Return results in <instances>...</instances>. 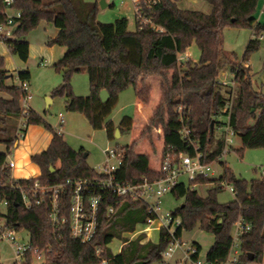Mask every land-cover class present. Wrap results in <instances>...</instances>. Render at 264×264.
Returning <instances> with one entry per match:
<instances>
[{
	"label": "trees",
	"instance_id": "obj_1",
	"mask_svg": "<svg viewBox=\"0 0 264 264\" xmlns=\"http://www.w3.org/2000/svg\"><path fill=\"white\" fill-rule=\"evenodd\" d=\"M100 1L15 0L13 8L21 11L22 16L14 36L4 42L5 46L10 55L27 63L28 33L43 21L53 24L59 36L49 39L47 45L62 47L66 52L53 67L62 75V83L52 90L51 97H63L67 111L83 114L91 128L105 130L109 140L116 138L117 130L121 136L134 129V119L130 116L124 117L117 126L108 121L118 104L119 94L132 87L138 102L147 105L152 101L153 91L149 78H159L160 97L140 139L147 137L152 141L161 129L164 154H198L205 163H219L223 169L218 179L179 183L172 190L175 199H183L172 212L173 221L180 220L175 238L180 239L184 231H192L197 226L212 233L215 241L206 253V260L223 264L233 244L232 229L242 219L251 230L242 236L238 264H263L264 177L249 182L233 174L223 162L226 132L219 131L229 126L234 136L240 138L239 155L246 149H264V94L254 88L255 76L250 66V58L261 48L264 33V25L256 18L262 0H204L211 7L209 13L184 10L179 6L180 0H144L140 8L150 23L141 28L136 23L135 32L129 30V20L125 17L101 23ZM6 12L5 2L0 0L1 20L6 19ZM231 26L254 29L241 61L236 54L226 52L223 45L224 28ZM192 44L199 49L198 62L180 60ZM227 70L234 77L237 93L220 82L221 74ZM76 73L88 75L89 96L74 95L71 79ZM16 78L29 82L30 70L11 74L0 56V94L7 97L0 96V146L6 147V151L0 150V195L9 202L8 224L29 234L32 249L23 264H41L36 259L38 254L43 255L42 264H169L163 256L172 242L169 232L162 227L158 243L146 240V233L136 234L145 228L150 214L145 205L129 198L110 196L100 204L98 228L90 243L73 240L69 228L54 229L48 203L31 210L23 207L18 186H30L35 181L43 185L79 180L95 182L105 177L88 165L84 149H72L63 134L54 130L40 114L33 109L24 114L22 101L26 93L17 87ZM102 91L110 96L107 103L101 101ZM222 117L224 122L220 121ZM19 120L23 124L19 125ZM213 121L214 131L210 126ZM31 125L49 130L53 138L46 151L31 156V162L40 168V175L14 180L7 168L8 157L19 144L20 134L25 136ZM185 128L190 131L187 139L182 134ZM138 143L139 140H134L121 147L125 161L117 175L124 183H139L144 177L160 180L163 175L151 168L150 156L136 152ZM208 183L213 186L203 198L193 185ZM222 183L231 185L236 193L234 200L225 204L218 201ZM65 190L62 203L67 214L70 189ZM110 208L114 209L112 213ZM133 234L136 235L131 237ZM114 239L123 243L116 254L110 250ZM193 246L197 248V255L200 254L201 245L195 242ZM250 256L254 257L253 261Z\"/></svg>",
	"mask_w": 264,
	"mask_h": 264
},
{
	"label": "rangeland",
	"instance_id": "obj_2",
	"mask_svg": "<svg viewBox=\"0 0 264 264\" xmlns=\"http://www.w3.org/2000/svg\"><path fill=\"white\" fill-rule=\"evenodd\" d=\"M87 2H96L97 0H86ZM110 5L106 9H101L98 13V19L101 23L107 24L112 23L116 20L123 19V17L129 20V30L136 31V15H135V4L132 0H106ZM112 5V6H111ZM192 10H197L202 13H209L211 7L204 2V0H193L191 6ZM257 20L264 25V0L260 2L259 7L256 11ZM47 22L43 21V24L38 28L32 30L28 33L27 39L36 42L41 47L42 34L50 33V24H47L46 31L42 29ZM44 33H43V32ZM254 29L245 28L241 26L236 27H225L224 28V47L226 52L236 54L239 61L242 60L245 50L248 46V42L253 38ZM45 36V35H43ZM261 48L259 51L253 53L250 58V66L252 74L254 77V88L264 94V33L261 38ZM57 52L65 50L62 47L54 46ZM38 49V48H37ZM185 55H190L193 62H198L200 57V52L195 44H192ZM16 61L18 63L19 69L13 71L14 65L10 62ZM6 70L12 73H18L23 70H30L31 79L29 94L31 96V107L35 110L37 114H40L44 120L54 129L58 130L61 126V119L64 118L62 122V136L64 141L75 151L84 149V153L88 154L86 161L88 165L97 171L103 170V163L105 162L103 151L110 147H125L134 140H139L136 152L147 153L151 159V166L154 169H158L159 165V153L162 149V132H158L153 136L152 141H149L147 137H142L140 139L145 126L150 120L152 109L151 104L154 103L159 97V78H149L148 83L152 84L154 87L152 93V101L149 104L142 105L140 112L137 107V96L135 95L134 89L129 87L125 91L119 94V101L113 113L108 118V121H113L117 126L124 117L130 116L134 119V126L132 131L123 132L119 138L114 140H109L105 130H93L87 120V118L81 113H74L67 111L65 99L63 97H55L54 103L49 104L47 97H51V92L54 88L58 87L62 83V75L59 74L52 66L40 65V59L38 57L29 56L27 63L19 62V59L15 56H11L5 62ZM72 87L75 96L86 97L90 95V81L88 80V75L86 73H76L72 76ZM220 82L228 84L233 88L234 93H237L238 87L234 85V77L232 76L230 70L222 73L220 76ZM16 85L18 84L15 82ZM227 88V89H229ZM150 113V116H148ZM221 122L225 121V118L220 119ZM23 124V122L21 123ZM254 121H250L249 125H253ZM223 126L220 133L225 131ZM162 131V130H161ZM219 132V131H218ZM25 137V136H24ZM232 144L227 148V153L223 156V162L225 161L228 167L231 169L233 174L238 178L245 179L247 181H252L260 179L262 173L261 168H264V149H246L242 155L237 153V150L242 147V141L240 138L235 136H230ZM24 138L20 139L19 143H23ZM21 145V144H20ZM15 146L11 154L8 157V162L16 163V168L11 171L13 178L18 179L20 177H26L28 179L34 178L38 175V168L33 162L28 159H17L18 153L22 149L21 146ZM2 150L6 147L0 146ZM214 173L215 176L212 179H218L222 175V166L219 163H214ZM15 176H17L15 178ZM19 180V179H18ZM188 183V182H186ZM213 186L212 183L206 185H197L194 187L198 191L199 195L203 198L207 196L208 189ZM234 200V195L229 190V188L224 187L223 191L218 195V201L220 204H225ZM183 203V199H175L172 194H167L163 197L161 203V210L159 212V217H164L168 213L175 212L177 208ZM161 227L160 221L156 220L152 223L149 233L146 235V240H152L153 242H159V231L158 228ZM232 235H235V228L232 229ZM19 237L22 243H27L29 241V234L26 231H19ZM181 241L185 244L184 249L193 243H198L201 245V258L206 259V253L213 245L215 238L212 233H207L200 229L199 226L194 228L192 231H184L181 236ZM122 242L114 239L113 243L110 245V250L113 253H118L121 249ZM183 257L181 250L178 249L174 252L171 257L166 258L169 264H175L176 260ZM0 264H21L19 263L10 244L0 241ZM152 264H159L153 262ZM264 264V257H263Z\"/></svg>",
	"mask_w": 264,
	"mask_h": 264
},
{
	"label": "built area",
	"instance_id": "obj_3",
	"mask_svg": "<svg viewBox=\"0 0 264 264\" xmlns=\"http://www.w3.org/2000/svg\"><path fill=\"white\" fill-rule=\"evenodd\" d=\"M136 5L135 15L136 23L140 25V28L150 23V20L143 15L140 4L144 0H132ZM7 7L5 20L0 19V44L5 45L7 39H11L14 36V32L19 25L22 13L19 10L13 8L16 3L15 0H4ZM148 3H151L150 1ZM190 55H183L180 57L182 61L190 60ZM17 87L22 89L26 95L22 101V110L25 113L30 111L31 96L29 94V82L20 81L16 78ZM178 111L182 113V108ZM182 119V118H181ZM64 122V118L61 119ZM62 122L61 126L57 130L59 134H62ZM226 132V148L223 152V156L227 153V148L232 144L230 136H234L232 129L229 126L225 127ZM184 139H187L190 135V131L186 128L182 132ZM21 138L24 135L20 134ZM105 162L103 163V170L98 171L105 178L101 180H95L91 182L88 180H79L78 182L68 181L63 185H43L39 181H35L30 186H18L21 192V201L25 209L31 210L35 206H41L43 204H49L50 207V221L54 229L57 231L69 228L70 236L73 240L83 243H90L96 234L98 228L99 218V206L105 202L108 197H116L119 199H131L135 202L141 203L146 206L150 218L147 225L143 229L142 233L148 234L151 225L154 221L159 220L161 228L167 229L171 236V244L168 249L163 253L166 258L178 249L181 250L183 257L177 264H213L209 263L206 259H202L201 255H197V248L191 244L184 249V243L181 239L175 238V231L180 225V220L173 221L172 213L166 214L164 217H159L161 210L160 206L162 199L165 195L171 194L172 190L179 183L192 184L196 180L200 179H212L215 176L214 163H205L200 155L189 156L187 154L170 155L164 154L163 150L159 156V170L158 172L163 175L160 180L151 181L144 177L139 183H124L117 172L124 166V154L121 147H110L103 151ZM15 163L8 162L7 168L11 171L14 169ZM262 177H264V168L260 169ZM10 185V184H9ZM196 185H193V188ZM221 186L229 188L235 196V190L231 185L222 183ZM1 187V183H0ZM65 189H70V203L67 208V214H64V205L62 203ZM9 202L6 198L0 195V241L10 244L13 248L16 260L23 264L26 254L31 251L32 247L29 241L22 243L19 237V231L17 228L11 227L7 221V208ZM110 212L114 211L110 208ZM154 219V220H153ZM235 235H232L233 244L229 251V256L223 264H238L241 251L240 242L242 236L251 230V226L244 222L242 219L238 220L235 225ZM134 234L131 236L133 237ZM37 250L34 251L37 254ZM100 250H97V254H100ZM197 255V256H196ZM37 262L44 261L43 255L38 254Z\"/></svg>",
	"mask_w": 264,
	"mask_h": 264
},
{
	"label": "crops",
	"instance_id": "obj_4",
	"mask_svg": "<svg viewBox=\"0 0 264 264\" xmlns=\"http://www.w3.org/2000/svg\"><path fill=\"white\" fill-rule=\"evenodd\" d=\"M192 2H193V0H180L179 6L184 10H187V9L192 10L191 9L192 7H190ZM135 7H136V5H135ZM42 24H43V22L40 25H42ZM47 24H50V23L47 22L46 25H44V27L42 28L45 31L47 29V26H49ZM50 26H51L50 27V29H51L50 33H47V32L44 33L45 31L44 32L42 31L44 34L41 35L42 38L40 39L41 40V42H40L41 47L40 48L36 42L30 41L27 38H26V41H28V43H29L30 55H32L33 57H38V59H40V65H47V66L54 67L55 64L58 63L60 61V59L64 56L66 49L61 51L60 53H58L57 49H55L54 46L50 47L47 45V42L49 39H55L59 36V30L53 24H50ZM43 35H45V36H43ZM0 56H2L6 62V59L9 60L11 58V56H13V55H10L9 51L7 50V48L4 44H0ZM15 57L19 59V57H17V56H15ZM19 62H22V61L19 59ZM10 63H11V65H14L13 71H17L19 69L18 63L16 61H13ZM22 63H24V62H22ZM23 71H25V70H23ZM159 85H160V83H159ZM152 87H154V86L152 85ZM152 93H153V91H152ZM0 96L7 98L6 95H3V94H0ZM159 97H160V95H159ZM159 97L154 103L152 102L150 109H152L157 104ZM47 99L49 101V104L54 103L53 97L49 96V97H47ZM142 105H144V104H140L139 102H137V107H138L139 112H140V109L142 108ZM148 116H150V113ZM22 122H23L22 120H19L18 124L20 125ZM27 130H28V132L24 137L23 143L18 144V146L20 144L22 145V149H21L20 153H18L17 159H24V160L28 159L31 162V156L32 155L40 154V153L46 151V149L49 147V144L51 143L53 135L49 130H45L42 126L31 125V126H29V128ZM158 132L161 133L162 132L161 129ZM163 147H164V143L162 145V149H163ZM162 149H161V151H162ZM0 150L6 151V149L2 150L1 147H0ZM161 151H160V153H161ZM143 153H145V152H143ZM143 153H139V154H143ZM160 153H159V156H160ZM87 157H88V154H87ZM158 159H159V157H158ZM33 164H35V163H33ZM158 165H159V162H158ZM16 166H17V164L15 163V168H16ZM36 166L38 168V175L37 176H39L41 171H40L39 166L38 165H36ZM151 168H152V166H151ZM152 169H154V168H152ZM155 170L158 171L159 167H158V169H155ZM16 177L17 176H15V178ZM11 178L14 179L12 172H11ZM18 179H28V178L20 177ZM157 230L160 232V228H158ZM142 231L143 230L137 232L136 234H139ZM136 234H134V235H136ZM122 246H123V244H122ZM122 246H121V248H122ZM120 250H118V252ZM180 260L181 259L176 260L175 264H177L178 261H180Z\"/></svg>",
	"mask_w": 264,
	"mask_h": 264
},
{
	"label": "water",
	"instance_id": "obj_5",
	"mask_svg": "<svg viewBox=\"0 0 264 264\" xmlns=\"http://www.w3.org/2000/svg\"><path fill=\"white\" fill-rule=\"evenodd\" d=\"M99 5H100V8L103 9V10L106 9L109 6V4L106 2V0H101L99 2ZM99 96H100L101 101L103 103H107L109 101L110 96H109V94L106 91H102ZM210 126L212 128V131H214V121L211 123ZM119 137H120V132H119V130H117L116 138H119ZM84 157H87V154H85ZM250 260L253 261L254 257L250 256Z\"/></svg>",
	"mask_w": 264,
	"mask_h": 264
},
{
	"label": "bare ground",
	"instance_id": "obj_6",
	"mask_svg": "<svg viewBox=\"0 0 264 264\" xmlns=\"http://www.w3.org/2000/svg\"><path fill=\"white\" fill-rule=\"evenodd\" d=\"M151 229V228H150Z\"/></svg>",
	"mask_w": 264,
	"mask_h": 264
}]
</instances>
